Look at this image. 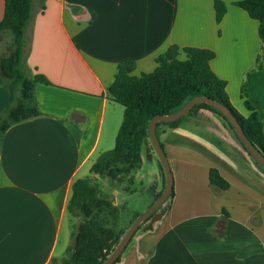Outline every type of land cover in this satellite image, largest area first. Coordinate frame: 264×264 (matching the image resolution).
<instances>
[{"label": "crops", "instance_id": "0c3cea01", "mask_svg": "<svg viewBox=\"0 0 264 264\" xmlns=\"http://www.w3.org/2000/svg\"><path fill=\"white\" fill-rule=\"evenodd\" d=\"M223 1L227 10L216 22L213 0H45L28 32L26 61L31 74L51 84H35L41 114L12 124L0 139V264L58 257L73 183L114 146L123 106L107 87L119 61L134 59L139 74L152 70L155 56L172 43L209 47L210 66L226 80L231 102L248 113L240 97L245 80L264 123L258 21L235 0ZM3 10L0 0V19ZM258 55L262 66L250 70ZM7 99L0 85V112ZM197 117L159 126L173 195L115 264H264V171L211 125L220 119L216 113L201 108ZM212 166L228 188L209 183Z\"/></svg>", "mask_w": 264, "mask_h": 264}, {"label": "trees", "instance_id": "16d2710c", "mask_svg": "<svg viewBox=\"0 0 264 264\" xmlns=\"http://www.w3.org/2000/svg\"><path fill=\"white\" fill-rule=\"evenodd\" d=\"M233 3L246 10L250 17L258 21V36L264 49V0H235ZM213 7L215 21L219 22L227 10L226 3L223 0H213ZM44 8L45 0H4L3 15L0 19V42L5 35H8L10 39L6 52L0 55V85L8 91L7 102L0 112V139L12 124L41 114L34 87L37 82L51 84V81L40 72L31 74L26 64V56L27 37L34 13ZM214 56L215 51L209 47L179 46L172 43L155 56L156 65L150 71L135 74L133 73L136 67L134 59L126 58L119 61L114 77L107 87V95L123 106L122 120L115 136L114 146L102 152L90 170L112 178L117 177V173L123 170L126 173L130 172V180H132L133 172L141 165L142 150L151 148L148 136L150 119L156 114L173 112L189 99L199 95H207L226 105L237 118L250 142L264 158V123L248 99L246 81L243 80L240 86V97L248 110V113L244 115L231 102L226 91V80L219 77L211 68L210 60ZM261 66L262 62L258 55L255 66L250 70ZM201 108L216 113L253 162L264 171L261 164L253 158L237 136L226 116L205 102L195 104L186 114L177 119L156 122L157 138L159 126L176 127L183 120L192 116L196 117ZM159 143L163 148L160 140ZM160 167L163 172L162 165ZM208 177L211 185L222 190L229 186V182L216 167L209 168ZM163 188L154 193V200L161 194ZM172 195L173 188L164 202L171 199ZM168 207V203L165 205L163 203L161 208L159 207L148 216L136 230L145 226L158 210ZM66 208L68 213L80 216L82 220L73 234L71 245L66 247L68 255L62 259L53 257L48 264H101L114 249L131 221L142 213H134L127 226L117 233L112 227L103 225L99 221V213L101 211L115 213L117 208L101 194L97 185L91 184L87 177L78 178L73 183ZM122 253L115 262L121 259Z\"/></svg>", "mask_w": 264, "mask_h": 264}, {"label": "rangeland", "instance_id": "374dc122", "mask_svg": "<svg viewBox=\"0 0 264 264\" xmlns=\"http://www.w3.org/2000/svg\"><path fill=\"white\" fill-rule=\"evenodd\" d=\"M35 14L36 13H34L33 18L35 17ZM9 39L10 37L8 35H5L3 37L0 42L1 51L6 52V47ZM198 119L199 118L196 116L194 120L197 121ZM217 121L215 122V124L211 123V125L213 127H216L221 132L222 137H225L227 139H229L231 136L233 137L231 131L227 128L223 121H220V119L218 122ZM160 165L161 162L158 158V155L151 146V148L149 147V152H146L145 148L142 150L141 165L136 170L138 171L139 175H141V177L137 180H134L135 174H132L133 179L130 180V172L126 173L123 170H120L117 173V177L115 178H112L105 174L101 175L91 170L86 171L85 175L83 176L87 177L91 184L97 185L101 194L108 198L117 208V211L115 213H110L109 211H101L98 215L99 221L103 225L112 227L117 233L127 226L129 221L133 218L134 213L145 211L148 205L151 204L154 200V193L160 191L165 185L163 184L165 174L164 171L162 172ZM156 169L160 170V177L158 172H156ZM169 200L170 199H168L166 202H163L164 205L166 203H169ZM81 220L82 218L80 216H73L67 212L66 217L64 218V221L62 223L63 226L58 245L57 258L62 259L63 257H66L68 255L66 247L71 245L73 234L76 232ZM148 222L149 220L146 222L145 226H142L134 232L131 237L130 243L128 244V246L130 245V248L135 247L137 236L143 231L147 230ZM60 248L61 251H59Z\"/></svg>", "mask_w": 264, "mask_h": 264}, {"label": "water", "instance_id": "95a60500", "mask_svg": "<svg viewBox=\"0 0 264 264\" xmlns=\"http://www.w3.org/2000/svg\"><path fill=\"white\" fill-rule=\"evenodd\" d=\"M205 102L219 111L223 115L226 116L228 121L231 123L234 131L236 132L237 136L240 138L246 149L249 151V153L253 156V158L261 164V166L264 168V158L259 153V151L253 146V144L250 142L248 137L245 135L244 131L242 130L241 125L239 124L237 118L232 113V111L223 103L219 102L218 100L209 97L207 95H199L195 96L191 99H189L187 102H185L179 109L170 112V113H164V114H156L154 115L149 123H148V136L149 141L151 143L152 148L155 150V152L158 155V158L161 162L164 174H165V185L161 192V194L147 207L145 211H143L141 214H139L137 217H135L131 223L127 226L126 230L124 231L123 235L119 239L118 243L114 247V249L110 252V254L107 255V257L102 261L101 264H112L115 262L117 257L123 252L126 245L128 244L131 236L136 231L137 227L148 217L150 216L156 209H158L165 199L168 197L169 193L172 190L173 187V175L172 170L170 167V163L168 161L167 155L162 148V146L159 143V140L155 133V123L158 121H172L174 119H177L181 117L182 115L186 114L195 104ZM164 209L158 210L150 219L147 224L148 228L152 226V223L163 215Z\"/></svg>", "mask_w": 264, "mask_h": 264}]
</instances>
